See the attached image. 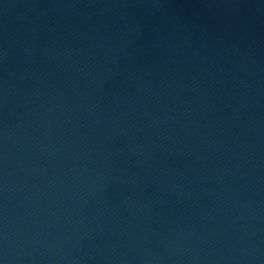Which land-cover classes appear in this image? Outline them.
Wrapping results in <instances>:
<instances>
[{
    "label": "water",
    "instance_id": "obj_1",
    "mask_svg": "<svg viewBox=\"0 0 264 264\" xmlns=\"http://www.w3.org/2000/svg\"><path fill=\"white\" fill-rule=\"evenodd\" d=\"M10 264H264V0H0Z\"/></svg>",
    "mask_w": 264,
    "mask_h": 264
}]
</instances>
